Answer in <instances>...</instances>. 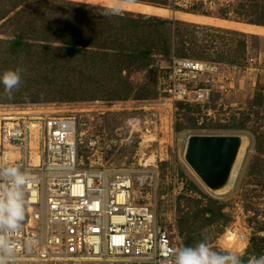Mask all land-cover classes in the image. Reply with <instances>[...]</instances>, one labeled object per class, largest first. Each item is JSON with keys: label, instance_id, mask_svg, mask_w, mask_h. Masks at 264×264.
<instances>
[{"label": "rangeland", "instance_id": "374dc122", "mask_svg": "<svg viewBox=\"0 0 264 264\" xmlns=\"http://www.w3.org/2000/svg\"><path fill=\"white\" fill-rule=\"evenodd\" d=\"M39 1L28 4L22 24L16 23L32 44L16 69L23 87H34L42 105H55L53 112L78 118L85 162L93 156L90 142L98 138L110 166L147 178L143 185L139 180L135 184L140 202L154 207L181 247L206 241L214 250L244 259L264 255V0H214L211 6L185 9L171 0H119V15L105 14L113 0ZM15 33L10 26L0 27L2 40H13ZM46 35L49 42L42 41ZM80 35L87 44L82 55L55 68H68L66 72L52 70L44 79L42 57L35 53H43L42 45L49 43L53 56H60L69 46L66 40ZM5 47L0 43V51ZM138 48L150 54L128 55ZM173 55L224 67L207 102L168 104L165 78ZM94 65L101 67L94 70ZM19 88L9 93L0 87V115L14 111L20 105L15 102L29 100L15 95ZM54 90L57 95L51 94ZM235 132L247 136L232 180L225 189L211 191L189 166L183 149L191 133ZM5 156L19 155L0 149V160ZM203 209L208 211L200 214ZM191 216H198L193 220L196 231L181 233V219ZM182 225L187 226L185 221ZM233 228L245 232L248 241L228 239Z\"/></svg>", "mask_w": 264, "mask_h": 264}, {"label": "built area", "instance_id": "2783aa9c", "mask_svg": "<svg viewBox=\"0 0 264 264\" xmlns=\"http://www.w3.org/2000/svg\"><path fill=\"white\" fill-rule=\"evenodd\" d=\"M171 2L182 9L216 3ZM223 68L171 56L164 88L168 104L207 102ZM54 107L16 105L0 115V149L19 155L4 162L18 165L30 178L24 220L17 230L0 232V245L9 250L5 254L0 248L5 264H172L182 247L135 190L137 180L143 185L148 179L136 176L133 169L110 166L98 138L89 144L93 156L86 163L80 153L81 123L76 116L53 112ZM228 235L248 241L245 232L234 228Z\"/></svg>", "mask_w": 264, "mask_h": 264}, {"label": "clouds", "instance_id": "9594fccd", "mask_svg": "<svg viewBox=\"0 0 264 264\" xmlns=\"http://www.w3.org/2000/svg\"><path fill=\"white\" fill-rule=\"evenodd\" d=\"M122 9L119 0H113L105 14L119 15ZM21 83L19 69L7 70L0 75V84L7 92L17 88ZM29 176L21 168L11 162L0 164V232H12L19 228L26 212L25 188ZM3 252L9 251L7 245H0ZM0 264H5L4 256H0ZM172 264H242L241 256L225 250H214L206 241L193 246H185L174 254ZM250 264H264V255L253 257Z\"/></svg>", "mask_w": 264, "mask_h": 264}, {"label": "trees", "instance_id": "16d2710c", "mask_svg": "<svg viewBox=\"0 0 264 264\" xmlns=\"http://www.w3.org/2000/svg\"><path fill=\"white\" fill-rule=\"evenodd\" d=\"M32 1L34 0H0V27L5 25V26H10V28L14 29V31H16V33L14 34L15 38L13 40H2L0 39V43H5L6 47L4 49H2V51H0V57L2 58L0 60V67L2 68V74L7 71V70H15L16 68H18V66L21 64L20 60L21 57L23 55V53H25V55L28 53V51L30 50V48L32 47V44H30L27 40V36L26 34L23 32L22 27L20 28V30L18 31L16 28V23L18 22L20 25L22 24L23 18H20V16L22 14H24L27 11L28 8V4L32 3ZM41 1H47L48 3L49 0H41ZM39 1V2H41ZM59 6H61L62 8L64 7V4H57ZM73 15V14H72ZM59 18H62L61 16ZM40 20L42 21V23L44 24L43 18H40ZM45 25V26H44ZM42 26V29H46L47 25L44 24ZM64 26H69L67 23H65ZM19 28V25H18ZM59 30H62L63 27H58ZM79 29H81V25L79 26ZM35 31H39L37 28ZM43 30H40V33ZM86 40L83 35L80 36H75L73 38H69L66 40V44H68L69 46L65 49V52L60 55V56H53V52L51 51V45L49 43L47 44H43V53L41 52H36L35 55L36 56H41L42 60H41V67L44 68V70L42 71V77L44 79H48V75L50 73H53L52 70L57 74V75H61L62 73L66 72V70H62L60 72H58V70L56 71L55 68H64L66 66L67 63L71 62L74 58H78L82 55L83 51L85 50L86 47V42L84 41ZM42 41H50L49 36H45L44 39H42ZM110 47H105L104 49H109ZM149 48V46H148ZM139 52H136V49L131 50V52L128 54L129 56H141V57H147L150 54V50H145L142 51L141 48ZM123 50V49H122ZM122 52V51H121ZM106 54H109L108 51L105 52ZM181 57V56H180ZM50 65H52L51 68ZM96 66L94 68V70H97V68L101 67L100 65H94ZM93 67V65H92ZM22 79V77H21ZM24 84L21 83L18 87V93H16L15 95H17L18 97H27L29 100H25V101H18L15 103H19L20 105H27V104H43L45 103L44 101L41 100H36L35 98V93H33L31 91L32 88L34 87H23ZM1 90L2 91H6L4 88L3 84H0ZM57 91H51V94H55ZM123 92V88L119 89L115 95H118L119 93ZM60 93V91H59ZM0 105H4V104H0ZM200 194H202V192H199ZM208 209H203L200 211V214H203L205 212H207ZM194 218H198V216H191V217H187V219H181V233H184L185 231H189L191 233H194L195 230V226H193L194 223ZM185 221V224L187 226H183L182 223ZM189 224V226H188ZM193 226V228H184V227H191ZM253 255H250L248 257V259H244L243 257H241L242 259V264H248V262L250 261V258ZM257 256V255H256ZM258 257V256H257Z\"/></svg>", "mask_w": 264, "mask_h": 264}, {"label": "water", "instance_id": "95a60500", "mask_svg": "<svg viewBox=\"0 0 264 264\" xmlns=\"http://www.w3.org/2000/svg\"><path fill=\"white\" fill-rule=\"evenodd\" d=\"M247 134L191 133L184 157L203 184L211 191L225 189L232 180Z\"/></svg>", "mask_w": 264, "mask_h": 264}, {"label": "bare ground", "instance_id": "6f19581e", "mask_svg": "<svg viewBox=\"0 0 264 264\" xmlns=\"http://www.w3.org/2000/svg\"><path fill=\"white\" fill-rule=\"evenodd\" d=\"M247 134V133H246ZM246 138V137H245ZM184 151H185V149H183V154H184ZM12 154V153H11ZM242 156V155H241ZM9 158V156H5V160H7ZM201 181V180H200ZM202 182V181H201ZM203 183V182H202ZM205 186V185H204ZM210 190V189H209ZM232 237H234V235L232 234ZM230 239H233V238H230ZM240 249H239V251H242L243 250V245H241V246H238ZM237 248V247H236Z\"/></svg>", "mask_w": 264, "mask_h": 264}]
</instances>
